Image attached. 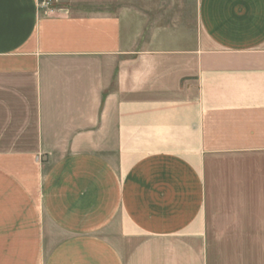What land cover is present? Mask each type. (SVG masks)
Segmentation results:
<instances>
[{
    "label": "crops",
    "instance_id": "obj_1",
    "mask_svg": "<svg viewBox=\"0 0 264 264\" xmlns=\"http://www.w3.org/2000/svg\"><path fill=\"white\" fill-rule=\"evenodd\" d=\"M0 264H264V0H0Z\"/></svg>",
    "mask_w": 264,
    "mask_h": 264
},
{
    "label": "built area",
    "instance_id": "obj_2",
    "mask_svg": "<svg viewBox=\"0 0 264 264\" xmlns=\"http://www.w3.org/2000/svg\"><path fill=\"white\" fill-rule=\"evenodd\" d=\"M52 0H38L42 8H47L51 5Z\"/></svg>",
    "mask_w": 264,
    "mask_h": 264
}]
</instances>
